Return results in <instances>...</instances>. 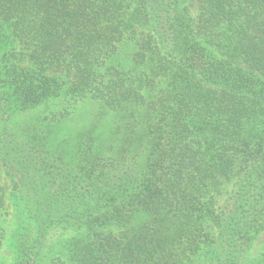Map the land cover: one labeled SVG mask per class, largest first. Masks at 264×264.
Masks as SVG:
<instances>
[{
    "label": "trees",
    "instance_id": "1",
    "mask_svg": "<svg viewBox=\"0 0 264 264\" xmlns=\"http://www.w3.org/2000/svg\"><path fill=\"white\" fill-rule=\"evenodd\" d=\"M64 92L100 107L76 148L39 134L58 115L19 139L14 119ZM0 162L16 264H250L264 0H0ZM58 229L78 236L53 249Z\"/></svg>",
    "mask_w": 264,
    "mask_h": 264
},
{
    "label": "rangeland",
    "instance_id": "2",
    "mask_svg": "<svg viewBox=\"0 0 264 264\" xmlns=\"http://www.w3.org/2000/svg\"><path fill=\"white\" fill-rule=\"evenodd\" d=\"M99 110L100 107L95 101L89 99L75 101L64 92V94L41 106H38L36 109L17 116L12 125L16 130L15 132L17 133L18 138L23 140L26 136H30L29 130L34 127L31 125L32 123L47 116L58 115L61 119L60 123L53 122L50 124V126H53V129L43 126V131L39 134H46L50 132V138H56L58 139V142H65V140L69 138L68 143H64V145L66 148L73 149L77 146L76 136L79 130L89 124V121H91ZM66 114L70 115L67 119L65 118ZM114 124L115 119H109L103 127V135L106 136L110 129L114 127ZM0 186L5 192L6 203L10 210V213L4 216L0 221V228L6 232L5 243L0 248V264H16L17 254L16 249L11 244V237L15 231L17 221L15 214L19 210L20 206L18 200H16V197L13 194L12 185L5 175L1 162ZM76 236H78V231L73 229L54 230L49 237L48 245L53 249L58 247L62 248L68 241L72 240ZM263 246L264 232L258 237L253 248L247 255L250 264H264Z\"/></svg>",
    "mask_w": 264,
    "mask_h": 264
}]
</instances>
